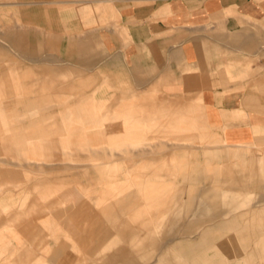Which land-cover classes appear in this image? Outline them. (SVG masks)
Wrapping results in <instances>:
<instances>
[{
    "label": "crops",
    "instance_id": "obj_1",
    "mask_svg": "<svg viewBox=\"0 0 264 264\" xmlns=\"http://www.w3.org/2000/svg\"><path fill=\"white\" fill-rule=\"evenodd\" d=\"M9 8L23 10L19 12L20 23L49 33L44 36L46 39H66L69 47H76V37L84 39V47L92 46L93 39L98 38L101 51L107 53L108 68L119 62L134 88L153 89L157 99L154 104L175 107V111L147 110L144 104L128 107L129 104L123 103L121 110L105 114L102 121L105 130L118 131L112 129V124L120 123L119 131H141L143 136L126 138L119 145L110 140L112 143L106 146H157L156 136L161 135L153 133L155 128L163 129V135L168 137L185 132L187 125L200 131L204 125L226 147L234 148L227 152L234 159L231 167L226 164L206 169L192 178V182H213V188L203 192L172 187V177L158 166V160L146 158L154 160L155 167L137 176L159 177L160 205L157 207L161 206V221L167 224L162 232H169L171 223L182 220L188 213L193 218H202L248 208L224 224L205 227L196 241L183 237L165 246L164 264H228V254L246 252L244 245L249 243L253 246L252 256H264V207H254L257 201L264 202L255 197L258 190H264V169L242 168V160L234 151L238 146L264 144V0H0V9ZM16 40L19 42L20 37ZM88 51L91 48L74 50L80 54ZM62 86L74 87L72 82ZM5 88L20 89L18 86ZM61 105L62 102H44L38 108ZM67 110L61 126L69 133L75 113L74 109ZM78 110L87 112L82 115L88 118L97 116L89 105L86 108L79 105ZM29 112L19 120L26 119ZM156 112L159 115L155 116ZM189 113L193 122L185 123ZM159 116L173 121L167 125L155 123ZM45 123L54 126L52 122ZM29 128L24 127L26 131ZM68 140L71 137L62 141L69 143ZM45 141L53 142V139ZM194 141L191 138L169 140L165 147L203 148L192 144ZM10 144L7 138L5 146ZM137 176L125 171L121 177ZM93 223L95 226L90 228L80 220L74 224L31 222L0 227V234L13 227L28 240L34 237L32 233H42L46 239L43 251H35V259H32L35 252L28 249L21 255L9 254L6 260L0 253V264H45L47 258L54 264H111L108 261L121 259L114 255L115 245H107L105 249L101 228ZM199 228L187 226L184 232ZM146 248L153 250V239H148L138 251ZM78 253L80 258L74 257ZM125 253L127 256L123 258H137L134 250Z\"/></svg>",
    "mask_w": 264,
    "mask_h": 264
},
{
    "label": "rangeland",
    "instance_id": "obj_2",
    "mask_svg": "<svg viewBox=\"0 0 264 264\" xmlns=\"http://www.w3.org/2000/svg\"><path fill=\"white\" fill-rule=\"evenodd\" d=\"M22 11L0 9V46L5 47L4 51L0 47V227L31 222L74 224L80 220L88 223L90 228L96 222L101 228L105 249L107 245H115L114 251L118 253L114 255L121 258L108 263L162 264L163 261L164 264L165 246L183 240V237L196 241L205 227L224 224L247 211L248 208H243L202 218H193L188 213L182 220L171 223L169 232H162L167 224L161 221V206L157 207L160 205L159 177L137 176L155 167L156 162L146 158L158 160V166L172 177V187H189L195 192H203L213 188V182H192V178L206 169L226 164L231 167L234 159L227 152L234 148L226 147L202 123H199L203 125L201 131L187 125L185 132L172 133L168 137L163 135V129L155 128L153 133L161 135L156 136L157 146H106L112 143L110 140L119 145L125 143L126 138L143 136L141 131H119L120 123L112 124V129L118 131L105 130L103 117L121 110L123 103L129 104L128 107L144 104L147 110L170 108L175 111V107L154 104L157 99H154L153 89L134 88L119 62L108 68L107 53L101 51L98 38L87 47H84L82 37L75 38L76 47L66 45V39H46L44 36L49 33L35 29L34 25L20 23L19 12ZM84 48H91V51L74 52ZM70 82L73 88L62 86ZM83 83L85 87L81 85ZM42 84L44 88L40 87ZM11 86L20 89L5 88ZM27 91L29 94H21ZM44 102H62V105L38 108ZM79 105L91 106L97 116L82 115L87 112L78 110ZM67 109H74L72 112L75 113L69 133L61 126ZM27 112V118L19 120ZM190 114L184 118L185 123L193 122ZM172 121V118L160 117L155 123L167 125ZM45 122H52L54 126ZM25 126L30 127L29 130L26 131ZM68 136L71 137L69 143L62 141ZM7 138L11 144L5 146ZM190 138L195 139L192 144L203 148L165 147L169 140ZM44 139H53V142ZM258 145L238 146L234 150L242 160V168L264 169V144ZM125 171L137 177H121ZM257 192L256 199L263 200L264 190ZM254 207H264V202L257 201ZM191 225L200 228L184 232ZM17 231L10 227L0 234L3 260L9 254L21 255L28 249L43 251L46 239L42 233H32L34 237L28 240L24 233ZM148 239H153V250L138 251ZM244 249L246 252L228 254L227 263L264 264V256H252L250 243L245 244ZM133 250L136 259L123 258L127 256L125 252ZM78 255L74 257L80 258L81 254ZM45 264L54 263L47 258Z\"/></svg>",
    "mask_w": 264,
    "mask_h": 264
}]
</instances>
